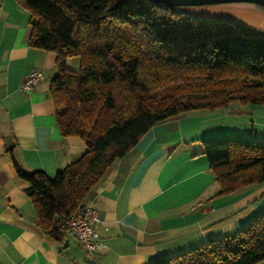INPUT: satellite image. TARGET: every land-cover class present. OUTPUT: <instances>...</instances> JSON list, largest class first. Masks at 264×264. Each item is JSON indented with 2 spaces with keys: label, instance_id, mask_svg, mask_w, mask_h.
I'll list each match as a JSON object with an SVG mask.
<instances>
[{
  "label": "trees",
  "instance_id": "1",
  "mask_svg": "<svg viewBox=\"0 0 264 264\" xmlns=\"http://www.w3.org/2000/svg\"><path fill=\"white\" fill-rule=\"evenodd\" d=\"M31 15L28 44L56 55L50 97L63 137L85 154L53 178L25 172L44 234L85 207L108 170L156 124L233 102L264 105V35L236 22L200 20L150 0H17ZM79 58L77 71L68 68ZM218 195L264 183V144L203 142ZM264 213L233 236L153 264H261Z\"/></svg>",
  "mask_w": 264,
  "mask_h": 264
},
{
  "label": "crops",
  "instance_id": "2",
  "mask_svg": "<svg viewBox=\"0 0 264 264\" xmlns=\"http://www.w3.org/2000/svg\"><path fill=\"white\" fill-rule=\"evenodd\" d=\"M216 7L245 11L249 24L236 23L264 29L255 5ZM30 18L17 0H0V264H153L233 236L264 213V183L219 196L216 176L201 155L206 141L264 144V105L233 102L226 110L154 125L108 170L85 203L99 218L101 248L92 257L71 231L60 241L44 234L27 195L30 184L15 162L25 172L53 178L86 146L59 130L50 97L56 55L29 46ZM67 65L76 70L78 63L70 58ZM33 72H42L44 81L22 91Z\"/></svg>",
  "mask_w": 264,
  "mask_h": 264
},
{
  "label": "built area",
  "instance_id": "3",
  "mask_svg": "<svg viewBox=\"0 0 264 264\" xmlns=\"http://www.w3.org/2000/svg\"><path fill=\"white\" fill-rule=\"evenodd\" d=\"M44 79L42 72H33L25 79L21 89L24 92L31 91ZM98 225L99 218L96 211L87 206L78 211L72 218L61 220L62 228L75 235L79 245L89 257H92L101 248Z\"/></svg>",
  "mask_w": 264,
  "mask_h": 264
},
{
  "label": "rangeland",
  "instance_id": "4",
  "mask_svg": "<svg viewBox=\"0 0 264 264\" xmlns=\"http://www.w3.org/2000/svg\"><path fill=\"white\" fill-rule=\"evenodd\" d=\"M257 7L264 14V8L259 7V6ZM185 12L203 21H207V20L219 21V22H222V21L240 22L241 21V22H245L249 24V22L246 21V19L249 20V18L245 15L246 14L245 11L236 10V8H233V10L230 11L227 8L224 10V8L220 9L219 7L217 8L216 6H207V7L204 6V7L186 8ZM254 25L257 26V29H255V31L264 35V29L259 28V27H262L263 25L260 26L258 23H255ZM74 59H76L78 63L77 69H76L78 70L80 67V60L77 57H75ZM71 70L76 71L75 69H71Z\"/></svg>",
  "mask_w": 264,
  "mask_h": 264
},
{
  "label": "water",
  "instance_id": "5",
  "mask_svg": "<svg viewBox=\"0 0 264 264\" xmlns=\"http://www.w3.org/2000/svg\"><path fill=\"white\" fill-rule=\"evenodd\" d=\"M172 8H195L225 4H252L264 8V0H150Z\"/></svg>",
  "mask_w": 264,
  "mask_h": 264
}]
</instances>
